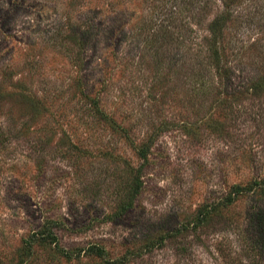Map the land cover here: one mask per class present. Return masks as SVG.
Here are the masks:
<instances>
[{
	"label": "rangeland",
	"instance_id": "1",
	"mask_svg": "<svg viewBox=\"0 0 264 264\" xmlns=\"http://www.w3.org/2000/svg\"><path fill=\"white\" fill-rule=\"evenodd\" d=\"M227 2L0 0V264L48 221L72 256L37 243L27 264H264L249 220L264 189L223 200L264 178V92H241L260 60L233 55L264 44V0L225 29L233 93L196 84L203 68L219 82L203 36Z\"/></svg>",
	"mask_w": 264,
	"mask_h": 264
},
{
	"label": "trees",
	"instance_id": "2",
	"mask_svg": "<svg viewBox=\"0 0 264 264\" xmlns=\"http://www.w3.org/2000/svg\"><path fill=\"white\" fill-rule=\"evenodd\" d=\"M227 5L229 7V10L222 13L221 16H217L213 21L210 26L209 32L203 36V41H204V46H205V54H204V59L207 62V67H213L215 71V75L218 78L217 84L214 85H208V83L205 81L204 78L206 73L205 68L200 70L198 73L196 72L195 75L198 74V79L196 80V84L198 87V90L205 93H208V91L216 90L217 92H228L230 94L233 93V89L228 85V81L231 78L232 74L236 70L237 62L238 59L242 60L245 57L249 58H254L257 57V61L259 62V65L262 68L261 73L259 77L252 82L250 87L247 89H244L241 92H245L246 90L248 91L249 89H252V94H261L264 92V47L263 43L261 41V37L259 38H254L252 41H243L242 46L239 47V49L236 52H233L234 58L236 61H229L228 60V54H227V42H226V37L224 35L225 29L227 27V24L233 23V14L236 13V19L239 20L241 18V22L239 23H248L252 24L254 20V16L244 14L243 12L246 10L245 8L237 7L238 4H240L243 0H227ZM249 1V0H247ZM252 2H256L258 0H251ZM256 19V18H255ZM163 33V39L167 40V42L173 40L172 39V34L173 32L168 31V30H162ZM229 44V43H228ZM229 46V45H228ZM240 54V55H238ZM196 87V85H195ZM196 87V88H197ZM226 89V90H224ZM232 90V91H231ZM231 91V92H230ZM236 91V90H234ZM240 91V90H238ZM249 92V91H248ZM40 114V110L37 108L35 109V105L33 107V117H38ZM5 130L7 127H3ZM4 134V131L2 132V129H0V140ZM4 139V137H3ZM150 145H144L143 147H140L138 149L139 155L141 157H146L147 151L149 149ZM136 174L134 177L133 181V195L132 199L133 202L129 203L126 205V207H122V211H126L129 209L133 203L134 199L137 196V194L140 192V189L142 187V181L140 176L138 175V170H136ZM264 189V178H260L259 180H253L247 185H241V184H236L232 187L231 191L227 194V196L223 199L224 200V205H232L235 203L240 197L248 194H252L257 192V190H262ZM214 210L217 212V206H214ZM207 214V213H206ZM249 220H250V225L252 226L253 229V234L252 236L255 238L254 239V244L257 247H261L260 251L261 253H257L263 256L264 254V206L258 207L255 211H253L249 215ZM202 221H200L201 223ZM52 221L46 222L42 228L38 229L35 231L30 238H28L25 242V245L23 246V251H22V259L19 262V264H27V262L30 259L34 258V246L37 243H42V244H55V246L58 248V250L70 257L72 256L70 251L67 249L65 250L63 247L60 246V241H59V236L57 235V232L54 230ZM96 249V250H95ZM94 252H97V255L104 257L105 256V251L103 247L95 246L94 247ZM263 253V254H262ZM107 264H116V260L112 259H106ZM258 264V263H256Z\"/></svg>",
	"mask_w": 264,
	"mask_h": 264
}]
</instances>
